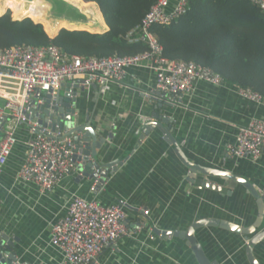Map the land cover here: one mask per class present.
<instances>
[{
	"label": "crops",
	"instance_id": "crops-1",
	"mask_svg": "<svg viewBox=\"0 0 264 264\" xmlns=\"http://www.w3.org/2000/svg\"><path fill=\"white\" fill-rule=\"evenodd\" d=\"M93 9L89 18L78 11L82 21L71 22L62 16L54 20L55 25L49 20L51 28L56 29L61 21L71 28L47 35L54 38L61 30L85 31L77 30L80 26L91 27L92 32L85 31L91 34L106 33L108 27L97 4ZM239 90L227 84L196 82L190 93L169 100L157 93L155 74L145 68L127 70L122 82L104 90H74L76 125L89 126L96 143H101L93 148L92 162L102 169L117 164V171L97 190L92 188L95 181L69 177L43 195L34 184L20 180L27 144L34 136L25 126L16 127L17 144L0 176V236L13 243L15 263L63 264V255L50 243L51 226L66 216L75 197L96 200L103 206H125L126 226L132 234L106 248L96 264H198L185 239L155 232H185L207 220L250 228L258 218V208L243 186L199 174L191 183L189 169L163 132L155 128L144 134L147 127L166 118L171 137L190 164L241 178L261 194L264 151L254 162L227 154L241 127L254 120L264 121V107L241 98ZM59 91L60 96L66 93ZM204 183L220 192L204 187ZM262 231L264 218L255 234ZM255 234L246 239L212 227L197 230L195 238L209 262L250 264L247 249L251 247L257 264H264V240H254Z\"/></svg>",
	"mask_w": 264,
	"mask_h": 264
},
{
	"label": "built area",
	"instance_id": "built-area-1",
	"mask_svg": "<svg viewBox=\"0 0 264 264\" xmlns=\"http://www.w3.org/2000/svg\"><path fill=\"white\" fill-rule=\"evenodd\" d=\"M247 1L264 12V0ZM188 3L189 0H156L141 25L126 36L131 44L147 46V51L136 56H67L54 46H17L0 50V176L17 144L15 128L25 126L34 138L27 144V155L18 175L20 180L34 184L41 194L47 195L65 178L82 177L78 167L83 157L78 149L83 144L76 143V134L64 125V121L55 122L45 117L40 123L41 112L35 111L36 106H43L45 96L51 97V109L61 108V104L54 102L62 86L70 85L72 90L70 111L66 113L65 110V115L75 126L77 94L74 90L94 85L107 89L112 83L122 82L127 70L132 68L152 71L157 93L169 100L190 93L196 82L223 85L222 78L208 68L163 58L162 48L150 32L155 25L167 26L183 16ZM37 91L40 94L36 105L30 107ZM239 95L264 107V97L249 89H240ZM227 149L231 158L256 161L264 151V121L254 120L241 127L235 145ZM97 186L95 181L93 190H97ZM126 223L123 204L103 206L96 200L75 197L69 203L66 216L51 226L50 243L63 255V264H96L106 248L131 236Z\"/></svg>",
	"mask_w": 264,
	"mask_h": 264
},
{
	"label": "trees",
	"instance_id": "trees-1",
	"mask_svg": "<svg viewBox=\"0 0 264 264\" xmlns=\"http://www.w3.org/2000/svg\"><path fill=\"white\" fill-rule=\"evenodd\" d=\"M24 1L0 0V50L54 46L67 56L96 58L147 51L146 45L131 44L126 36L141 25L156 0H62L88 18L89 9L97 4L108 27L102 35L88 33L93 31L89 26L77 27L88 32L67 31L71 26L66 21L51 28L45 17L49 5L42 0ZM63 2L54 1L60 10H71L68 21L78 20L81 15ZM60 28L67 30L48 36ZM150 32L163 58L208 68L224 84L264 97V12L247 0H189L183 16L167 26L155 25Z\"/></svg>",
	"mask_w": 264,
	"mask_h": 264
},
{
	"label": "water",
	"instance_id": "water-1",
	"mask_svg": "<svg viewBox=\"0 0 264 264\" xmlns=\"http://www.w3.org/2000/svg\"><path fill=\"white\" fill-rule=\"evenodd\" d=\"M3 17V16H1ZM16 21V20H13ZM77 89L78 87H74ZM92 88L95 90L97 87L94 85ZM61 89L65 90V94L63 96H60V92H57L56 94V100L54 102L55 105L61 104V108L54 107L51 109V97L45 96L44 98V104L41 107L36 106L35 111L41 112L40 114V123H42V120L45 117H49L51 119H54L55 122L58 121H64V125H66L68 128L71 129L73 134H76L74 139L77 144L80 142L83 144V147L80 146L78 149V153L83 157L81 159L82 164L78 167V170L82 173V178H86L89 181H97L98 186L97 189L104 184V182L108 179L109 176H112L113 173L117 171L115 168L117 166L116 163L112 164L107 169H102L97 163H93L91 160L95 157V153L93 152V148L97 149L99 148V145L101 144L96 143V134L95 132L89 127V126H77L72 125V119L65 115L68 113L69 110V96L72 93V90L70 88V85L62 86ZM40 92H36V97L32 101L30 107H34L36 104V99H38ZM167 119L161 118V124H154L153 126L147 127L144 130V134H148L149 130H153L155 128L160 129L163 134L165 135V140L167 143L171 144L174 147L175 154L179 158V160L182 162V164L189 169V181L191 183L195 182L196 176L202 175V176H209V177H219L226 181H233L241 186L255 199L257 208H258V218L254 222V224L250 228H242L234 224H230L228 222H220L216 220H207V221H201L193 224L187 231L185 232H175V233H162V232H155L158 235H161L163 237H177L180 239H185L188 243V246L191 247L192 252L194 254V257L198 264H216L213 262H209L207 258L205 257L201 246L197 243V240L195 238V232L201 228H220L238 235L244 236L246 239H248L249 236H252L256 233L257 230L262 225L263 218H264V190L260 194L257 192L249 183H247L245 180L235 177L229 173L225 172H218L213 170H208L201 168L199 166H195L193 164H190L184 154L181 152L179 147L176 145L175 141L170 135V130L167 128ZM80 136V137H79ZM144 136L140 137V140L143 139ZM140 144V141L138 142ZM82 147V148H81ZM121 165V164H119ZM204 187H207L211 190H215L217 192H220L219 188H216L213 185L204 183ZM254 240H264V231L255 234ZM247 258L250 264H257L255 259L253 258L251 247H248L247 249ZM16 261L14 250H13V243L8 239L7 236H0V264H14Z\"/></svg>",
	"mask_w": 264,
	"mask_h": 264
},
{
	"label": "rangeland",
	"instance_id": "rangeland-1",
	"mask_svg": "<svg viewBox=\"0 0 264 264\" xmlns=\"http://www.w3.org/2000/svg\"><path fill=\"white\" fill-rule=\"evenodd\" d=\"M27 1H29V2H31L30 0H27ZM44 3H46V4H48L49 5V8H48V10H47V12H46V15H45V17H46V20L48 21V22H50L49 21V19H51V21H58L57 19L60 17H62V16H65L66 18L67 17H70V16H72L71 14H70V11L71 10H69V9H67V10H60V8L58 7H56L57 5H55L56 3H54V1H60V2H63L62 0H42ZM63 3H65V4H68V3H66V2H63ZM69 5V4H68ZM72 6V5H71ZM71 9H73L72 7H70ZM73 10H75V9H73ZM89 10H91V8L89 9ZM92 10H94V9H92ZM78 12V11H77ZM7 16H9L10 18H11V20H14V18H12V16H10L9 14H7ZM57 18V19H56ZM85 20V19H84ZM32 21V20H31ZM54 21V22H55ZM78 21H82V18H81V16L80 17H78ZM55 25H56V22H55Z\"/></svg>",
	"mask_w": 264,
	"mask_h": 264
},
{
	"label": "bare ground",
	"instance_id": "bare-ground-1",
	"mask_svg": "<svg viewBox=\"0 0 264 264\" xmlns=\"http://www.w3.org/2000/svg\"><path fill=\"white\" fill-rule=\"evenodd\" d=\"M19 2H22L23 0H17ZM32 1V0H31ZM24 3H29V1L25 0ZM134 237V236H133Z\"/></svg>",
	"mask_w": 264,
	"mask_h": 264
},
{
	"label": "clouds",
	"instance_id": "clouds-1",
	"mask_svg": "<svg viewBox=\"0 0 264 264\" xmlns=\"http://www.w3.org/2000/svg\"><path fill=\"white\" fill-rule=\"evenodd\" d=\"M16 21H18V20H16Z\"/></svg>",
	"mask_w": 264,
	"mask_h": 264
}]
</instances>
